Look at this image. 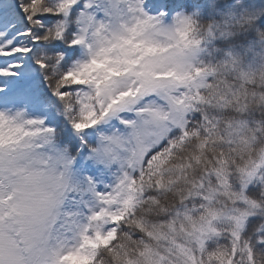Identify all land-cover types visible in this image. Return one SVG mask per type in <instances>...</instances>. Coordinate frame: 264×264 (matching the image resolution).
Masks as SVG:
<instances>
[{
    "label": "snow or ice",
    "instance_id": "snow-or-ice-1",
    "mask_svg": "<svg viewBox=\"0 0 264 264\" xmlns=\"http://www.w3.org/2000/svg\"><path fill=\"white\" fill-rule=\"evenodd\" d=\"M0 264H264V0H0Z\"/></svg>",
    "mask_w": 264,
    "mask_h": 264
},
{
    "label": "rangeland",
    "instance_id": "rangeland-1",
    "mask_svg": "<svg viewBox=\"0 0 264 264\" xmlns=\"http://www.w3.org/2000/svg\"><path fill=\"white\" fill-rule=\"evenodd\" d=\"M104 187L102 182L98 190H103ZM100 207L102 205L91 192L82 193L77 199L70 198L62 209L59 226L69 234L72 242L75 243L80 229L89 223L91 214L98 211ZM99 226L102 228L103 224Z\"/></svg>",
    "mask_w": 264,
    "mask_h": 264
}]
</instances>
